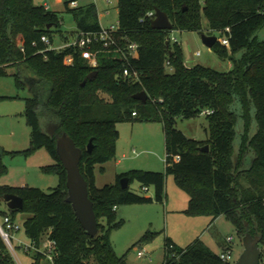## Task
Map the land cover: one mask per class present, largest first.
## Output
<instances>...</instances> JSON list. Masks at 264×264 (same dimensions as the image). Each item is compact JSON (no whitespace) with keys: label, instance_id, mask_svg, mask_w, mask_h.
Wrapping results in <instances>:
<instances>
[{"label":"trees","instance_id":"16d2710c","mask_svg":"<svg viewBox=\"0 0 264 264\" xmlns=\"http://www.w3.org/2000/svg\"><path fill=\"white\" fill-rule=\"evenodd\" d=\"M70 2L64 4L76 21L75 35L101 30L94 3L69 8ZM117 8V41L122 47L134 42L138 48L127 61H121L98 44V65L92 67L78 54L73 64L66 65L64 56L72 48H50L55 33L70 41L55 12L35 5L33 0H0V75H6L8 67H16L17 87L28 86L31 93L26 99L25 116L31 133L25 152L44 147L54 163L43 170L59 177L50 192L32 186L0 185V202H5L7 193L20 196L24 202L23 209L0 214L15 221L19 212L28 213L23 223L25 235L37 247L47 238L54 240L58 252L55 264H127L110 242L112 230L122 225L114 222L115 209L123 204L163 202L166 179L172 175L188 195L183 210L186 215L212 220L224 215L241 239L248 233L262 234L260 264H264V36L257 35L264 28V0H118ZM156 9L165 12L172 30L178 31L201 32L205 17L208 35H227L229 47L217 41L212 49L231 61V69L219 72L186 65L179 44H170L171 30L151 27ZM125 68L138 72L139 80L124 77ZM92 72L96 75L88 79ZM100 91L108 94L110 101L101 98ZM142 91L148 95L146 102L134 98ZM236 103L239 113L232 108ZM205 110L211 111L206 115V140L188 138L176 127L178 117H196ZM240 121L243 129L238 133ZM121 122L162 124L165 169H131L118 174L114 183L98 187L96 165L116 157L117 124ZM47 123L55 128L52 135ZM63 133L82 150L80 171L88 183L99 227L94 237L87 234L66 201L67 172L56 150L57 138ZM90 139L93 149L88 152ZM205 145L207 152L200 150ZM124 177L129 179L127 188L120 184ZM134 181L142 188L152 186L154 197L131 191ZM150 237L146 233L140 243ZM164 245L163 264H231L222 261L200 238L184 248L169 238ZM32 254V264H44L40 253ZM0 264H15L1 235Z\"/></svg>","mask_w":264,"mask_h":264},{"label":"rangeland","instance_id":"374dc122","mask_svg":"<svg viewBox=\"0 0 264 264\" xmlns=\"http://www.w3.org/2000/svg\"><path fill=\"white\" fill-rule=\"evenodd\" d=\"M37 6L48 4L50 11L55 12L60 22V29L68 34V40L75 37L77 24L64 4L71 1L69 8H73V0H33ZM78 6L94 3L97 8L99 23L103 28L118 25V0H77ZM208 22L202 18V31L171 30V46L177 42L181 48L183 61L188 66L202 65L219 72L231 69V61L222 58L212 48H208L202 41V34L208 33ZM218 39L222 34H213ZM259 37L264 36V28L258 31ZM115 38L118 40L117 36ZM66 43L58 33L53 35L52 47L56 48ZM199 52V55L197 53ZM170 69L168 68V71ZM16 67H8L6 75H0V185L13 187L32 186L50 192L59 183L58 174L43 170L54 160L48 151L42 147L32 152H25L30 146L31 129L27 124L25 111L26 99L31 96L29 87L18 88L14 74ZM35 80L33 79V82ZM99 96L110 101L108 94L100 91ZM239 113L238 104L233 107ZM176 127L188 138L204 141L208 137V120L201 112L192 118L178 117ZM53 128L52 123L46 124V129ZM119 138L116 142V157L96 168L104 167L105 171L97 174L98 187L115 182L114 173L121 169H142L164 171L165 169V140L161 123L147 122H121L117 124ZM243 123L237 126L241 133ZM239 141V140H238ZM237 141V142H238ZM134 151V152H133ZM123 155H125L123 157ZM119 164H116L117 161ZM247 185L245 178L242 179ZM130 190L146 197H154V188L143 190L141 183L134 181ZM166 195L163 202L153 201L144 204H123L115 209L114 222H122L119 228L112 230L110 242L118 256H125L127 264H163L165 256V239L170 238L178 247H186L199 237L213 252L220 255L226 246V239L232 237L231 260L234 264L242 250L241 237L238 236L233 223L224 215L219 216L210 226L208 216H188L183 210L187 206L188 195L180 189L172 175L166 179ZM9 210L5 202H0V211ZM29 214L19 212L15 219L16 230L12 231V245L14 252L8 247L15 264H32L34 256L32 251L26 252L23 247L29 245L31 240L25 235L23 223ZM3 216L0 214V221ZM106 224L105 221H100ZM150 233L149 240L140 243V239ZM261 246V243H260ZM145 248L147 255L139 258L137 249Z\"/></svg>","mask_w":264,"mask_h":264},{"label":"water","instance_id":"95a60500","mask_svg":"<svg viewBox=\"0 0 264 264\" xmlns=\"http://www.w3.org/2000/svg\"><path fill=\"white\" fill-rule=\"evenodd\" d=\"M50 27V26H48ZM151 27L155 30H172L173 25L170 22L168 15L159 10H155V18L151 21ZM203 43L212 48L218 41V38L214 35L202 34ZM96 75V72H92L88 75V79H92ZM86 81L82 85H85ZM134 98L141 102H146L148 95L145 91L139 92L134 95ZM55 128L49 130V134L54 133ZM93 149V140L90 139L87 145V151L91 152ZM56 150L58 157L67 172V192L68 196L66 201L69 202L79 220L81 226L87 232L88 235L94 237L99 232L98 221L94 211L93 202L89 197L88 183L80 171V161L82 158V150L78 148L74 140L67 133H63L57 138ZM201 151L207 152L209 150L208 145L200 147ZM1 153V151H0ZM237 157L235 156V161ZM122 188H127L129 185L128 177H124L120 180ZM4 201L6 206L10 210L23 209V199L16 195L7 193L4 195ZM263 239L262 234L253 236L246 234L242 237V250L234 264H260L261 261V248L260 243Z\"/></svg>","mask_w":264,"mask_h":264},{"label":"built area","instance_id":"2783aa9c","mask_svg":"<svg viewBox=\"0 0 264 264\" xmlns=\"http://www.w3.org/2000/svg\"><path fill=\"white\" fill-rule=\"evenodd\" d=\"M106 2H110V0H106ZM73 5L74 7H78L77 0H73ZM43 7L45 10H50V6L48 4L44 5ZM117 30L118 25H113L109 28L101 27V30L99 32L77 33L72 40L66 42L65 44L56 48H53L51 44L50 48L56 51H63L66 48H72V52L64 56L63 61L66 65L73 64L75 54H78L82 59L86 60L90 66L96 67L98 65L99 49H95V46H97L98 44H101L102 48H104L105 51L114 53L119 60L127 61L128 56L133 55L136 52L138 46L134 42H128L126 47H122L115 38ZM226 31H229V28H226ZM42 39L45 42L49 43V39L46 36L42 37ZM218 41L221 44L229 47V39L227 35H223V37L221 39H218ZM197 55H199V52L197 53ZM167 66L169 67V62H167ZM123 76L131 77L134 80H139L140 77L138 72H131L128 68H125L123 70ZM210 113V110L203 111V114L205 115ZM135 115L136 112L133 113V116ZM143 190L148 191V188L143 187ZM16 229L17 227L15 226V221H12L11 217L8 214L4 215L2 222L0 221V235L7 247L12 250V252H14L15 248L12 245L13 236L11 232ZM226 242L228 244V247L224 248L219 256L222 261L230 262L232 254V249L230 246L232 243V237H228L226 239ZM23 249L26 252L32 250L40 253L43 256L42 260L44 264H55V258L58 255L56 242L48 238L43 241L40 247L35 246L31 242L29 245H25ZM147 254V250L144 247L142 249H137V256L139 258L144 257ZM18 264L21 263L18 261Z\"/></svg>","mask_w":264,"mask_h":264},{"label":"crops","instance_id":"0c3cea01","mask_svg":"<svg viewBox=\"0 0 264 264\" xmlns=\"http://www.w3.org/2000/svg\"><path fill=\"white\" fill-rule=\"evenodd\" d=\"M132 124H134V123H132ZM165 140V139H164ZM116 153H117V150H116ZM125 155H123V157H124ZM120 163V161L118 160L117 161V163L116 164H119ZM98 169H99V173L101 174L102 173V171H101V169L103 170V171H105L106 170V168H104V167H100V168H95V183H96V186H98V183H97V181H98V179H97V174H96V172L98 171ZM117 169H119V168H116V170ZM133 169V168H132ZM115 170V173H114V180H116V176L118 175V174H120V173H124V172H127V171H129V170H131V169H129V170H124V169H121L122 171H120V172H117ZM154 171V170H153ZM131 186V185H130ZM149 190V189H148ZM188 203V202H187ZM217 219V218H216ZM216 219H214V220H212L211 218H210V220H209V226L216 220ZM231 237V236H230ZM197 238H199V237H197ZM170 239V238H169ZM171 240V239H170ZM232 240H233V238H232ZM172 241V240H171ZM173 242V241H172ZM174 243V242H173ZM175 244V243H174ZM176 245V244H175ZM177 246V245H176ZM226 247H228V244H226V246L224 247V248H226Z\"/></svg>","mask_w":264,"mask_h":264},{"label":"flooded vegetation","instance_id":"af4514ba","mask_svg":"<svg viewBox=\"0 0 264 264\" xmlns=\"http://www.w3.org/2000/svg\"><path fill=\"white\" fill-rule=\"evenodd\" d=\"M48 131H49V129H48Z\"/></svg>","mask_w":264,"mask_h":264}]
</instances>
